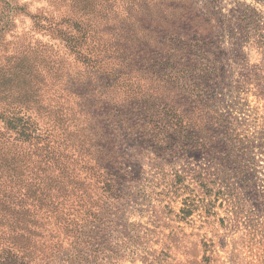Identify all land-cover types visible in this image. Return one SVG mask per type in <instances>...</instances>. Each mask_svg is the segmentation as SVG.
Instances as JSON below:
<instances>
[{"label":"rangeland","instance_id":"374dc122","mask_svg":"<svg viewBox=\"0 0 264 264\" xmlns=\"http://www.w3.org/2000/svg\"><path fill=\"white\" fill-rule=\"evenodd\" d=\"M155 1L0 0V264H264V0H183L199 89Z\"/></svg>","mask_w":264,"mask_h":264},{"label":"trees","instance_id":"16d2710c","mask_svg":"<svg viewBox=\"0 0 264 264\" xmlns=\"http://www.w3.org/2000/svg\"><path fill=\"white\" fill-rule=\"evenodd\" d=\"M155 7L153 14L155 17H152V13H135L130 14L128 20H133L134 22H149V26H158L160 31L158 33H153L150 36L154 35V38L151 39L153 48L158 51L155 58H151L150 63H152V67H154L153 74L156 73V67H158V74H156L159 80H165L163 76H171L172 79L175 80L180 87H194V89H199L203 83H207L211 77L210 73L212 71V67L206 69L204 67L201 69L200 67L193 65V63H187L184 61L185 58H190V54L188 53L189 44H187V39L184 36H171L174 32L170 30L169 27L172 26V20H182L187 26L192 23L189 17V11H187V6L183 3V0H157L152 5ZM186 8V9H185ZM140 12V9L139 11ZM237 25H241V21H236ZM196 24V23H195ZM201 24V23H200ZM197 25V24H196ZM242 26V25H241ZM240 29H244L243 26L239 27ZM145 29V30H144ZM146 33L148 28H143ZM171 32H170V31ZM140 36H142V32H139ZM230 35H234V30H229ZM105 35V34H102ZM148 35V34H147ZM121 36V35H119ZM143 37H146L144 35ZM141 40L140 43H144L142 37H139ZM198 41V40H197ZM150 45V44H149ZM144 46H147L145 44ZM200 47V52L197 55L204 54V48ZM143 51V49H140ZM113 52V51H112ZM116 53H120V50H117ZM124 52L120 53L121 55ZM180 83V84H178ZM178 123V118L176 119V125ZM175 125V126H176ZM183 124H180L182 126ZM17 264H26L25 262H17Z\"/></svg>","mask_w":264,"mask_h":264}]
</instances>
